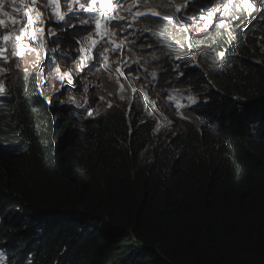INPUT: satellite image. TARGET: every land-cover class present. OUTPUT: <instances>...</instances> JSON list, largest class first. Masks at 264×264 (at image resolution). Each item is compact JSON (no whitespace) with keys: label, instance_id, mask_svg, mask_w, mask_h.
Returning a JSON list of instances; mask_svg holds the SVG:
<instances>
[{"label":"trees","instance_id":"obj_1","mask_svg":"<svg viewBox=\"0 0 264 264\" xmlns=\"http://www.w3.org/2000/svg\"><path fill=\"white\" fill-rule=\"evenodd\" d=\"M193 41L230 112L264 106V38ZM165 48H188L169 30ZM172 55L170 60H174ZM60 98L55 97V100ZM141 112L58 106L33 74L0 98V264H264V143L153 128Z\"/></svg>","mask_w":264,"mask_h":264},{"label":"clouds","instance_id":"obj_2","mask_svg":"<svg viewBox=\"0 0 264 264\" xmlns=\"http://www.w3.org/2000/svg\"><path fill=\"white\" fill-rule=\"evenodd\" d=\"M15 2L19 4L20 0ZM101 2L104 8H100ZM214 2L217 11L211 0H119V3L97 0L95 6L103 13V32L97 34L94 25L81 26L75 21L69 24L71 13L64 7V0L61 5L66 16L59 22L51 14L48 0H24L27 7L42 13L44 24L34 27H43L44 33L39 40L21 33L22 28H27L28 20L23 16L24 9L19 7L13 13L19 23L0 25V35L15 32L19 37L7 45L4 55L9 59L0 57V98L10 96L12 84L21 74H33L58 106L85 112L87 118L95 109L101 112L122 109L130 123L137 110L153 128L169 134L175 135L182 129L198 136L209 133L215 140L224 141L221 138L226 131L222 126L227 123L234 127L235 135L225 143H236L246 134L258 135L264 143L261 103L247 100L245 114L240 115L228 111L209 85L194 83L196 70L211 72V68L193 43L200 36L221 30L236 35L237 28L243 26L256 45L254 35L264 38V0ZM12 3L13 0H4V11L12 13ZM109 4L111 9L106 11ZM109 15L116 18L108 20ZM0 19L5 18L0 15ZM49 27L53 29L51 35ZM169 30L178 31L188 48L182 52L166 49L164 38ZM56 40L60 42L54 43ZM92 40L97 41L95 46ZM13 45L24 51L13 54ZM101 45L102 55L97 60L96 51ZM81 53L84 59L80 58ZM172 55L176 56L174 60H170ZM68 75L72 83L68 82ZM182 96L185 104L179 108V118L174 120L168 116L166 106L172 98L176 101ZM55 97L60 99L57 101ZM169 121L170 127L166 124ZM128 126L132 129L131 123ZM8 248V244H0V257L9 254Z\"/></svg>","mask_w":264,"mask_h":264},{"label":"snow or ice","instance_id":"obj_3","mask_svg":"<svg viewBox=\"0 0 264 264\" xmlns=\"http://www.w3.org/2000/svg\"><path fill=\"white\" fill-rule=\"evenodd\" d=\"M119 3V0H117ZM97 3V0H64V7L67 8L68 13H71V17L69 19V24L71 25L72 21L77 22L81 26H86V25H94V31L97 34H101L103 32V28L101 27L102 20L101 17L103 13H101L98 8L95 6ZM3 4L4 0H0V15H2L5 19H0V25H8L9 23L12 24H17L19 23V20L16 19L14 16V12L17 10V8H23V16L27 17L28 20V26L27 28H22L21 33L24 35H29L30 39L33 40H39V38L43 35L44 33V28L43 27H34L36 24H44V21L42 19V13H40L36 8H29L27 5L24 3V0H20V3L17 4L15 0H13V3L11 4V7L13 9L12 13L6 12L3 9ZM48 5L52 9V15L56 18V21H64L66 13L62 10V5H61V0H48ZM76 6L75 9L73 6ZM105 5L101 2L100 8H104ZM111 5L109 4L107 8L105 9L106 11H110ZM81 13H89L91 15H88L86 17L81 16ZM116 17H113L111 15L108 16V20L115 19ZM29 30H31L29 32ZM49 34H53V29L52 27H49L48 29ZM79 35V34H77ZM87 36V33H85V37ZM19 37L17 36V33L12 32V33H5L3 35H0V41L3 42L2 45H0V57H2L5 61L9 59L7 55H4V53L7 52V45L10 41H15ZM59 40L54 41V43H59ZM105 43L108 41L105 40ZM97 43L96 40H92V46H95ZM102 49L103 46L101 45V49H98L96 51V57L97 60L99 57L102 55ZM24 49L22 48H17L15 45H13V54H19L22 53ZM81 59H84L83 53H81ZM90 58V57H89ZM87 62V60H85ZM98 63L94 65V67H97ZM178 75H181L182 73H177ZM65 77L63 74H61V79L63 80ZM67 80L69 83H72L71 76H67ZM86 90V89H85ZM195 103V101H193ZM204 103H207V101H204ZM177 107H180L181 105L177 103ZM91 115V113H89Z\"/></svg>","mask_w":264,"mask_h":264},{"label":"rangeland","instance_id":"obj_4","mask_svg":"<svg viewBox=\"0 0 264 264\" xmlns=\"http://www.w3.org/2000/svg\"><path fill=\"white\" fill-rule=\"evenodd\" d=\"M185 100H186L185 97L182 96V97L176 98V101H174L173 98L170 101H168V105L166 106V111L168 113V116H170L174 120L178 119L179 118V108L185 104L184 102ZM178 102H181L180 107L176 106ZM166 124L169 127L172 126V122L170 121L167 122ZM222 127H223V130L226 131V133L222 136L221 139L224 141H231L233 139V136L235 135L234 127L230 126L227 123H224Z\"/></svg>","mask_w":264,"mask_h":264},{"label":"bare ground","instance_id":"obj_5","mask_svg":"<svg viewBox=\"0 0 264 264\" xmlns=\"http://www.w3.org/2000/svg\"><path fill=\"white\" fill-rule=\"evenodd\" d=\"M211 1H212L211 6H214L215 10L217 11L218 7H217L216 3L214 2V0H211Z\"/></svg>","mask_w":264,"mask_h":264}]
</instances>
